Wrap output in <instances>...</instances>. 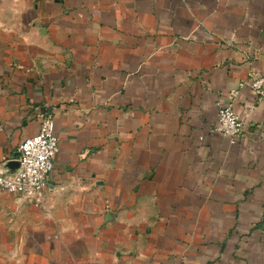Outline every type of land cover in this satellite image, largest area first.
Returning a JSON list of instances; mask_svg holds the SVG:
<instances>
[{"label":"crops","instance_id":"0c3cea01","mask_svg":"<svg viewBox=\"0 0 264 264\" xmlns=\"http://www.w3.org/2000/svg\"><path fill=\"white\" fill-rule=\"evenodd\" d=\"M250 71L264 0H0V162L58 138L39 203L0 186V264H264V97L215 128Z\"/></svg>","mask_w":264,"mask_h":264},{"label":"built area","instance_id":"2783aa9c","mask_svg":"<svg viewBox=\"0 0 264 264\" xmlns=\"http://www.w3.org/2000/svg\"><path fill=\"white\" fill-rule=\"evenodd\" d=\"M245 85L259 97H264V75L250 71L246 79L239 81L238 87L229 90L227 100L218 103L215 128L231 141L242 135L243 121L234 110L233 102L238 89ZM57 151L58 138L52 115L48 113L42 116L38 130L19 142L14 157L18 164L8 167L6 159L0 162V186L28 201L39 203Z\"/></svg>","mask_w":264,"mask_h":264},{"label":"water","instance_id":"95a60500","mask_svg":"<svg viewBox=\"0 0 264 264\" xmlns=\"http://www.w3.org/2000/svg\"><path fill=\"white\" fill-rule=\"evenodd\" d=\"M6 164L8 166H16L18 164V162L16 160H9Z\"/></svg>","mask_w":264,"mask_h":264}]
</instances>
